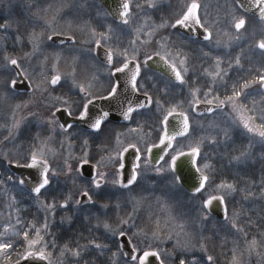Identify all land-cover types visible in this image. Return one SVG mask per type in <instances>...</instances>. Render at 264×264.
<instances>
[{"label":"snow or ice","instance_id":"6c2138e0","mask_svg":"<svg viewBox=\"0 0 264 264\" xmlns=\"http://www.w3.org/2000/svg\"><path fill=\"white\" fill-rule=\"evenodd\" d=\"M209 7L189 0L156 24L141 13L158 11L157 0H78L51 15L36 0L9 5L0 264H98L109 253L104 264H220L213 241L227 249L225 264H264V215L252 211L259 202L264 213V65L252 57L264 58V0H232L223 20ZM191 45L211 61L202 74ZM237 139L247 143L234 151ZM22 203L38 218H22ZM58 214L60 224L80 223L78 237L53 233Z\"/></svg>","mask_w":264,"mask_h":264},{"label":"rangeland","instance_id":"374dc122","mask_svg":"<svg viewBox=\"0 0 264 264\" xmlns=\"http://www.w3.org/2000/svg\"><path fill=\"white\" fill-rule=\"evenodd\" d=\"M23 0H0V14L1 16L3 17V19H0V23H2L4 21V19H8L10 18L9 17V5H17V4H20L22 3ZM36 2L39 4V6L41 8H45L47 7L49 4L52 5V11L50 13L51 14H55L57 9H60L61 6H65V5H75L78 0H36ZM14 12H19V9L18 8H14L13 9ZM75 8H67L65 7L63 9V12L64 13H67V15L65 16V19H74L75 18ZM228 11V9H223V10H218V14H216V17L217 15H219V17L221 18V20L224 19L225 17V13ZM141 15L145 16V17H151V20L154 21L156 24H159L162 22L163 19H156L154 17L151 16V10H145L143 13H141ZM215 17V18H216ZM214 18V19H215ZM137 23H139V21H137ZM220 27L226 31H229L226 26L224 24H221ZM169 30H161L160 34L162 35H170L169 34ZM3 34L0 33V36H2ZM78 39H80V37H78ZM156 39L158 40L159 39V35L156 36ZM221 39L223 40H227L228 37L227 36H223L221 34ZM11 50V49H10ZM26 50V49H25ZM151 50V48H149V51ZM19 54V50H18V53ZM211 64V63H210ZM208 68V67H207ZM210 70V69H209ZM205 81H201V83H204ZM10 107H7L5 105H0V139L3 138V136L7 135V131L5 130V128L3 127L4 125L6 124H9L10 123V119H11V111H10ZM1 111H7L8 114H6L5 116H2V113ZM27 115V112L21 110L19 112H17V117H23V116H26ZM212 117H207V118H202V123L204 124L205 128L207 127L208 125V122L209 120L211 119ZM215 119L217 122H220L223 120V116L219 113L216 114L215 116ZM199 131V130H197ZM25 135L23 134L21 137H20V141L19 143L21 144H25V142L23 140L24 139ZM247 143L246 140H240V139H237L235 144L232 145V148L234 151H238L243 145H245ZM25 146V145H24ZM26 149V147H24ZM258 151V149H257ZM221 164H223V168H222V171H221V177L224 178V179H229L231 180L232 177H233V173H234V170L230 168V166L227 164L226 161H221ZM256 169L258 170L259 169V164H256ZM2 170V169H0ZM257 178L259 176V173L257 171ZM9 187L11 188L12 186L9 185ZM144 195H147V193H143ZM155 196H161L162 195V192L160 191H156L154 193ZM17 199L20 200L21 197L19 195H17ZM240 200V197L237 196L236 197V201L239 202ZM151 204V209L150 211H158L159 208L156 204V201L155 199L151 200L149 202ZM7 204V198L3 195L2 192H0V224H2L6 219H7V211L8 209L4 206ZM26 205L28 206V204H20L18 205L22 211L20 213L21 217L22 218H26L28 220H32V219H37L38 218V213H37V210L33 207V210L31 209V211L33 212L32 216L34 215V217L36 218H28L29 217V214H28V211L27 208H26ZM231 207V205H230ZM247 205L245 206V209L247 210ZM260 204L259 202H257L255 205L252 206V211L255 213V215L253 216V219L254 220H257L258 221V218L261 216V215H264V213H261L260 212ZM190 210V209H189ZM125 211H131L130 208L128 209H125ZM60 215L61 214H58L57 217H56V220H57V223L56 225L53 227L52 231L53 233L63 237V238H71V237H78L79 235V231L78 230H82L81 228V225L79 222H77L74 226H69L67 223L65 224H60L59 223V218H60ZM31 216V215H30ZM141 216H146V212L142 211L141 212ZM15 217V212H13V218ZM251 231L255 234L258 229L253 227L251 229ZM87 234V233H85ZM230 246V245H229ZM210 248H211V254L213 255H217L219 257V262L220 264H225V261L227 259H229V257L227 256V249L226 248H221L220 246V241H213L212 244L210 245ZM113 251H115V249H113ZM111 256V254H106L105 256H102L100 257V260L98 262V264H104V262ZM252 264H257V258L255 256H253L252 258Z\"/></svg>","mask_w":264,"mask_h":264},{"label":"flooded vegetation","instance_id":"af4514ba","mask_svg":"<svg viewBox=\"0 0 264 264\" xmlns=\"http://www.w3.org/2000/svg\"><path fill=\"white\" fill-rule=\"evenodd\" d=\"M136 2L143 3L144 0H134V3H136ZM157 2L159 5V10L158 11H151V16L156 18L157 20L158 19L170 20V19H172V14L174 12H178L180 10V8H182L185 3L189 2V0H157ZM200 2L202 4H207L210 6L208 9L209 14H210V19H214L216 17L215 13L218 14V10L227 9L225 6L229 3H231L232 0H200ZM0 19H3L1 14H0ZM228 30L231 31L230 29H228ZM172 33H173V30H170L169 34H172ZM173 39L174 40L176 39L175 35H173ZM177 43H179V42H177ZM198 47H199L198 45H191L189 48H185L184 50L191 53V55L193 56L192 63L197 66L198 74H202V69L200 68V65L203 64V67L207 68L210 65L211 61H202V60L197 58L199 56L198 51H196V49ZM17 53H18V50H17ZM252 57L254 60V66L256 68H259V67H261V65H264V58H261L258 53H253ZM247 66L248 65H246V67ZM10 111H11V109H10ZM1 113H2V116H5L6 114H8L7 111H1ZM204 118H207V117H204ZM157 127H159V126L157 125ZM24 135L26 137L27 133L25 132ZM25 137H24V139H25ZM155 138H156V134L153 133L152 134V140L154 141ZM23 141L25 142L24 147H26V148L28 147V145L30 143H32V141L27 140V139H25Z\"/></svg>","mask_w":264,"mask_h":264},{"label":"water","instance_id":"95a60500","mask_svg":"<svg viewBox=\"0 0 264 264\" xmlns=\"http://www.w3.org/2000/svg\"><path fill=\"white\" fill-rule=\"evenodd\" d=\"M100 3H102V0H98ZM156 150H154V152H155ZM128 159H131V157L129 156L128 157ZM14 171H15V169H13ZM16 174L17 175H21V174H23V175H28V171L27 170H23V173H21L20 171H17L16 172ZM129 248H130V245L128 246ZM125 250H128L127 248L125 249Z\"/></svg>","mask_w":264,"mask_h":264},{"label":"trees","instance_id":"16d2710c","mask_svg":"<svg viewBox=\"0 0 264 264\" xmlns=\"http://www.w3.org/2000/svg\"><path fill=\"white\" fill-rule=\"evenodd\" d=\"M154 141H156V138H155V140ZM26 208H27V210L26 211H28V214H29V217L28 218H33L34 217V215L32 216V214H33V212L31 211V209L33 210V207L32 206H30V205H26ZM187 210H189V209H187ZM31 215V216H30ZM34 218H36V217H34Z\"/></svg>","mask_w":264,"mask_h":264}]
</instances>
